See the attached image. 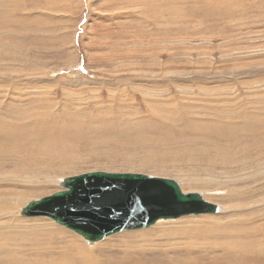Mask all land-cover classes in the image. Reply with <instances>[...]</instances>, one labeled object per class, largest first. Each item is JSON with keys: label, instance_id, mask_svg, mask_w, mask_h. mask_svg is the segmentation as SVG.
Listing matches in <instances>:
<instances>
[{"label": "rangeland", "instance_id": "374dc122", "mask_svg": "<svg viewBox=\"0 0 264 264\" xmlns=\"http://www.w3.org/2000/svg\"><path fill=\"white\" fill-rule=\"evenodd\" d=\"M263 78L264 0H0V126L9 129H0V161L9 170L12 149L40 150L71 161L50 172L39 164L41 175L142 172L179 179L185 190L203 191L222 206L246 205L264 195ZM223 154L228 162L210 161ZM39 185L25 191L27 198L61 188L54 178ZM252 209L232 214L250 222L264 213ZM222 214L169 220H228ZM261 214L256 218L264 220ZM27 222L32 232L22 243H42L29 264L66 263L55 250L62 240L96 247L66 226L44 225L53 238L43 226L35 228L41 223ZM154 226L109 236L125 237L155 258L172 234L138 235ZM122 242L106 249L120 255ZM165 250L161 261L175 256V249ZM220 250L205 254L212 260L224 254ZM12 259L0 256V264H21Z\"/></svg>", "mask_w": 264, "mask_h": 264}, {"label": "bare ground", "instance_id": "6f19581e", "mask_svg": "<svg viewBox=\"0 0 264 264\" xmlns=\"http://www.w3.org/2000/svg\"><path fill=\"white\" fill-rule=\"evenodd\" d=\"M231 105H228V106H231ZM13 108H15L14 110H16V107H13ZM228 109H230V107ZM8 110H12V109H9V106H8ZM27 110H29V109H27ZM24 111H26V110L24 109ZM11 113H12V111H11ZM8 114L10 115L9 112H8ZM27 117H29V115ZM36 121H37V119H36ZM10 123H12V122H10ZM4 124L6 125V123H4ZM14 126H16V125H14ZM11 128H14V127L11 126ZM42 128H43V125H42ZM0 129H2L3 132H5L6 129H8V127L1 125ZM13 130L16 131V127ZM8 132L6 133V136L8 135ZM52 137H54V136H52ZM9 139H10V137H9ZM9 139H8V141H9ZM18 140H19V138H18ZM8 141L6 140V142H8ZM8 144H10V143H7L6 145H8ZM4 146H5V143H4ZM0 147H1V145H0ZM7 148H5V149H7ZM5 149H4V151H5ZM25 149L19 148V147H18V149L17 148L12 149L14 151V153L10 156L11 161L7 162V165L9 167L11 166L9 168V170L5 169L4 165H6V164L2 163L0 161V256L2 259H12L10 256H14V258L12 259L13 262L21 263V264H29V261L33 260L32 255H34V251L36 249H38V247H39L38 245H42V243L39 244L41 241L40 242L37 241L38 245L36 243H28V242L22 243V240H24V238H25L24 234L28 233L29 235H31V232H32V227L30 226V224L27 221H35L36 222V223H32V224L41 223V226H39V224H37L38 226H36L35 228H39V227L43 226L42 228H44L45 230H47V229L45 228L44 225H46V227L52 226L53 229L56 228V225L61 226V228H63V229L66 228L64 225L59 224L54 219H51L47 222H40V220L37 218H33L34 220H28V218L25 219L26 216H28V215H24L21 213L22 208L30 200L36 199L34 197L31 198L32 195H30L27 198V196L29 194H26L25 191L26 190H35V189H37L36 186L42 187V185H39V184H43V182L44 183L50 182L53 178L55 180H57V183L59 184V186H61L60 183L64 177L58 178L56 176H50L49 173L47 174L46 172L47 171L50 172L51 170H54V168L62 169L64 167H67L66 164H68V163L70 164V162H71L69 157H61V155H60V158H57V157H55V155H50L49 152L45 153V152L40 151V150L38 151V153L30 154V153L25 152ZM58 152H60V151H58ZM0 153H1V151H0ZM52 154H54V153H52ZM225 154H223V155H225ZM37 155H38V158H37ZM33 156L34 157L36 156V158H37L36 161L33 159ZM256 157L259 158V156H256ZM6 160H9V159H6ZM227 160H230V159L226 155L223 156V158H221L219 155L218 157L214 158V160L210 159L211 162L221 161L223 163ZM59 162L61 164L64 163V166L63 165L61 167L59 165H57L56 167L53 166L54 164H57ZM39 164L42 166L43 165L45 166V164H46V166L44 167V170L46 171L45 175H44V173H42L44 176L41 175V173L39 174V171H40L39 170L40 166H38ZM262 165H264V163H262ZM260 175H262V177L264 178V171ZM177 180L179 181L181 188L184 191H187L183 188V182L179 179H177ZM213 180H215V179H213ZM211 181H212V179H211ZM226 181H228V180H226ZM229 182H231V180H229ZM200 183L204 185L203 182H200ZM217 183H219V181ZM61 188H63V187H61ZM207 191L209 192V190H207ZM201 193L203 194L205 199L209 200L208 198H211V197H209V195H205V193H203V191ZM230 193L232 195L233 191H230ZM37 198H39V197H37ZM251 201L252 202H250L249 204H246V205H240V204L239 205L235 204V205H230V206L229 205H227V206L221 205V211L216 212V213H213V212L202 213V214H208V213L217 214V213L223 212L224 215L223 214L222 215L225 216L226 219H228L226 221L220 220L222 216H220V218L218 217V219H213V218L207 219L206 217L201 219L200 217H195V218L191 217V219H189V220H187V219L183 220L184 218L182 220L180 219L178 221H174L172 219L169 220V218H175L176 219L177 217L180 218V216L190 215V214H184V215H179L176 217L157 219V221L154 223L155 226L152 228L153 230H147V231L139 230L141 232H138V235L139 236L142 235L144 240H145V237L147 236L146 234H148L147 232L151 233L152 231L153 232L156 231L157 233H159L162 230V231H164L163 233L172 234V237H171L172 240L167 241V244L165 246H168L169 248L175 249L176 253L173 252V253H175L174 257H172V255L170 254L171 258H169V259L167 258L166 259L167 261L166 260L161 261L159 259V256H160L159 253L160 254L167 253V252H165L167 250V249L165 250V246L160 245L162 248H159V247H156L154 244L153 248H157V249L159 248L158 249L159 253H157V257L153 258V256L150 257L151 255H148L149 253L147 254V252H149V251H147V252L145 251L146 253L144 251H142V249L136 251L134 249L135 247L132 246V244L130 246L128 245V243H130V242H125V237L119 238V236H118L119 240H118V238H111L110 236H107V237L100 239V240L90 241V240L85 239L81 235L85 239V241L87 243H89V245H91L89 247L90 249L94 248L96 245V247L92 251L87 249L85 247V245H82L83 243H79L77 240H75V241L74 240L73 241L66 240L65 241V240L61 239L63 242H60L61 244L58 243V246H56L55 250L61 249L60 254H61L62 258L66 261V263H64V264H78L76 262V258H79V260L82 262L81 264H218V263H212V262H220V261H221L220 263H222V264L223 263L224 264H264V220H259L258 218H256L261 213L255 214L254 216L249 218V220L247 219L250 222H247L246 220H242L243 218L238 219V218H236V216H233L235 214V212H237V210L239 208H242V207H250V208H253V209L255 208V209H259V210L261 208L264 209V195L254 199V200H251ZM232 213H234V214H232ZM192 214L195 215L197 213H192ZM262 214H264V213H262ZM262 214H261V216H262ZM203 216H206V215H203ZM229 217H231V218H229ZM163 219L164 220L168 219L169 222L164 223ZM263 219H264V216H263ZM163 228H165V229H163ZM47 231L49 232V230H47ZM178 231L181 234L183 233L184 236L183 237H178V236L174 237V232L176 233ZM153 232H152V234H154ZM49 233H51V232H49ZM54 233H51V237L54 235ZM62 233H64V232H62ZM28 234H26V235H28ZM54 236H53V238H54ZM135 236H137V235H135ZM39 237H41V236H39ZM41 239H43V238H41ZM104 239H105V241H102ZM116 239L118 241H116ZM127 239H129V238H127ZM50 240H52V239H50ZM121 241H124L125 243L122 242L123 247L119 248L120 255L115 256L114 254H111L113 251L106 249V248L110 249V248H114V247L119 246L118 242H121ZM152 241H154V240H150L149 244H147V245L148 246L152 245V243H153ZM139 242L140 241H138V243H136L135 246L142 248V246H140V244H142V243H139ZM19 246H21V247H19ZM132 247H134V248H132ZM21 248H23V250H21ZM140 248H138V249H140ZM145 248H144V250H145ZM157 249H155V250H157ZM220 249L222 250V253H224V254H221V256H218V257L211 255L212 260L208 258V257H210V254H211L210 251H212V253H214ZM146 250H147V248H146ZM106 252H107V254H106ZM206 252H209L210 254L209 255L205 254ZM231 252L233 253L234 256L237 257L235 260L232 258V256L226 255V253H231ZM43 253H45V252H43ZM102 253H104V254H102ZM145 255L148 256V258H146ZM219 257H222V258L220 260H218ZM52 264H63V263L54 261V263H52Z\"/></svg>", "mask_w": 264, "mask_h": 264}, {"label": "water", "instance_id": "95a60500", "mask_svg": "<svg viewBox=\"0 0 264 264\" xmlns=\"http://www.w3.org/2000/svg\"><path fill=\"white\" fill-rule=\"evenodd\" d=\"M60 185L30 200L21 213L48 216L90 241L150 226L159 218L221 211L200 191H184L175 178L142 172L90 170L65 176Z\"/></svg>", "mask_w": 264, "mask_h": 264}]
</instances>
